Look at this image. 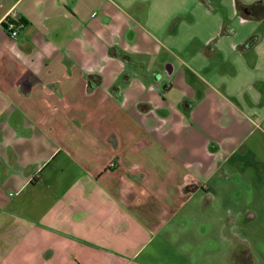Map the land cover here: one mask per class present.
Instances as JSON below:
<instances>
[{
	"label": "crops",
	"instance_id": "crops-1",
	"mask_svg": "<svg viewBox=\"0 0 264 264\" xmlns=\"http://www.w3.org/2000/svg\"><path fill=\"white\" fill-rule=\"evenodd\" d=\"M214 206L264 264V0H0V264H209Z\"/></svg>",
	"mask_w": 264,
	"mask_h": 264
},
{
	"label": "rangeland",
	"instance_id": "rangeland-1",
	"mask_svg": "<svg viewBox=\"0 0 264 264\" xmlns=\"http://www.w3.org/2000/svg\"><path fill=\"white\" fill-rule=\"evenodd\" d=\"M262 210H264V206ZM217 212L218 207L216 206L209 210V264H227L228 259L226 253H228L231 248V246L227 244L228 238L224 236V228L227 223L220 221L221 216L220 214H217ZM229 230L234 231L232 234L237 235L239 237L237 240L239 241L243 240L245 236H249L251 238V240H248L251 241L253 253L250 254V259H248L247 262H253V259L251 261L252 257L264 262V222H258L256 226H251L250 228L245 227L232 229L230 225H227V233ZM237 244L240 245L241 241ZM245 250L246 248L240 245L236 252L238 251L241 256H244L246 252ZM239 262H241V260H239Z\"/></svg>",
	"mask_w": 264,
	"mask_h": 264
},
{
	"label": "built area",
	"instance_id": "built-area-1",
	"mask_svg": "<svg viewBox=\"0 0 264 264\" xmlns=\"http://www.w3.org/2000/svg\"><path fill=\"white\" fill-rule=\"evenodd\" d=\"M4 24L6 25L5 30L11 35V37L16 38L20 29L16 14L9 15L4 21ZM111 166H113V164Z\"/></svg>",
	"mask_w": 264,
	"mask_h": 264
},
{
	"label": "trees",
	"instance_id": "trees-1",
	"mask_svg": "<svg viewBox=\"0 0 264 264\" xmlns=\"http://www.w3.org/2000/svg\"><path fill=\"white\" fill-rule=\"evenodd\" d=\"M3 26H4V28H5V26H6V25H5V24H3ZM238 247H239V245L237 244V248H238ZM235 250H237V249H235ZM237 252H238V251H237Z\"/></svg>",
	"mask_w": 264,
	"mask_h": 264
}]
</instances>
